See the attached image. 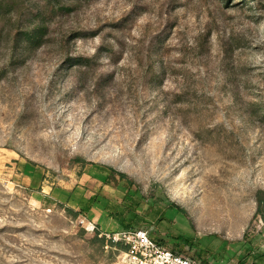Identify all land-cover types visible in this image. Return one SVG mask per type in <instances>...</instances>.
Masks as SVG:
<instances>
[{
  "label": "rangeland",
  "instance_id": "obj_1",
  "mask_svg": "<svg viewBox=\"0 0 264 264\" xmlns=\"http://www.w3.org/2000/svg\"><path fill=\"white\" fill-rule=\"evenodd\" d=\"M13 2L0 17L3 40L20 21L39 23L45 5ZM67 4L55 17L46 7L44 45L0 83V264H125L104 235L139 229L207 264L264 253L255 203L264 192V0ZM90 29L100 34L63 45L67 32ZM155 39L160 86L148 84L136 52ZM1 44L0 67L12 43ZM102 44L118 53L98 68L114 79L92 89L62 62ZM95 233L104 246L91 243Z\"/></svg>",
  "mask_w": 264,
  "mask_h": 264
},
{
  "label": "trees",
  "instance_id": "obj_2",
  "mask_svg": "<svg viewBox=\"0 0 264 264\" xmlns=\"http://www.w3.org/2000/svg\"><path fill=\"white\" fill-rule=\"evenodd\" d=\"M42 1L45 2V5H43L44 8H42V10H36L34 13V17L40 19L39 23L30 24L26 22L22 24V21H20L17 26V29H15V34L13 35V37L9 33L6 35V37H9L8 39L3 40L0 38V48L3 45L1 44V41L5 42L6 44L10 42L12 43L11 46H7L4 49L5 60L3 61L2 66L0 67V83H2L7 78L8 74L14 73L20 67H24L29 61V56L32 54L34 55L36 51H38L44 45L45 39L48 36L47 24L49 23V16L46 15L45 11L46 7H51V15L55 17L57 14L61 15L64 13L71 12L72 7L68 5L67 2H75V0ZM14 7L15 2H13V0H0V17H6L11 14L12 10H14ZM45 21L48 23L46 24ZM125 22L126 20H123L122 22L112 25L110 27L113 30L119 31L121 28H123ZM99 32V30L92 29L71 30L63 36V45L67 46L66 48H68L71 43H74L76 41L93 39L98 36V34H100ZM108 36L114 38L115 35L109 33ZM10 37L12 38V40H10ZM208 38L209 35L206 34V36H203V40L200 39L201 42L198 43V48L200 49L199 55L202 54L205 48V44H207ZM159 42V39H155L150 42L149 50L145 51V49H138V51H136L139 55L142 56L139 59V65L142 66L145 74L147 75L146 78L149 82L148 84L157 86H160L166 77L165 67L163 63H161V61L159 60L158 56L160 52ZM117 54L118 53L115 51L112 44L110 46L102 44L96 49L95 53L92 56H77L74 54L66 53V57L64 58L62 64L67 69H74L75 72H77L81 78H84V81L88 83L92 89H101L102 86L107 85L110 81L114 79V73H103L102 71L98 70L99 66L101 65V61L104 57L112 59V56L115 57ZM143 59L147 60V64H145L144 66L142 65ZM113 62L116 63L115 60H113ZM76 162L86 164L85 160L81 158L76 159ZM112 172V169H110V173ZM119 178L125 181L128 187H132L134 185V182L126 175H119ZM103 183L107 185L108 180L105 179ZM255 203L256 215H258V217H260V219L264 222V192L259 191L255 194ZM66 211L72 214L74 218L78 217L79 215V213L74 212L69 207H66ZM120 225L124 228V225L122 223H120ZM83 233L84 232H82L81 235H83ZM149 237L153 242L157 243L162 247H166L172 252H174L172 248H175V245L178 243L177 241H174L171 238L170 240L168 239V241L165 238L157 237V235L153 232L149 233ZM91 243H99L101 246H104L105 242L103 239L98 238V233H95V237ZM110 244L111 247H115L116 249L126 250V248L123 247L121 244H113L111 242ZM177 254L188 257L187 253L179 252ZM189 258L195 259L194 256H190ZM249 259H252L251 262H249ZM259 261L264 264V253L260 251L249 250L248 264H257L259 263ZM244 264H247V262Z\"/></svg>",
  "mask_w": 264,
  "mask_h": 264
},
{
  "label": "built area",
  "instance_id": "obj_3",
  "mask_svg": "<svg viewBox=\"0 0 264 264\" xmlns=\"http://www.w3.org/2000/svg\"><path fill=\"white\" fill-rule=\"evenodd\" d=\"M80 223L83 225L84 221ZM104 239L126 248L121 253L125 264H207L158 245L142 229L105 234Z\"/></svg>",
  "mask_w": 264,
  "mask_h": 264
}]
</instances>
